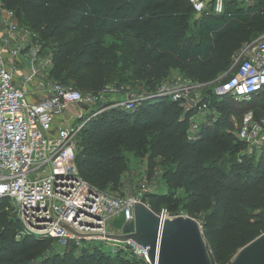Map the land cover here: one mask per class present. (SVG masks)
Wrapping results in <instances>:
<instances>
[{
  "label": "trees",
  "instance_id": "obj_1",
  "mask_svg": "<svg viewBox=\"0 0 264 264\" xmlns=\"http://www.w3.org/2000/svg\"><path fill=\"white\" fill-rule=\"evenodd\" d=\"M2 1L51 52L49 76L64 85L72 81L82 92L103 89L107 67L121 58L136 64L135 79L149 92L169 68L191 81L215 84L240 45L264 31V0H223L220 12L199 15L187 0ZM190 24L195 35L186 34ZM260 97L247 104L204 93L219 116L202 124L194 141L185 136L188 114L166 97L144 99L131 112L110 107L80 127L77 172L97 190H117L128 166L124 153L140 156L143 137L151 132L149 167L156 159L164 166L161 178L181 189L180 208L198 221L212 264H226L264 233V146L258 158L240 157L243 143L234 137L230 120L255 107ZM140 199L155 213L167 203L159 193ZM9 202L0 200V264H147L131 255L129 263L91 241L60 246L55 238L32 234L17 240L19 219Z\"/></svg>",
  "mask_w": 264,
  "mask_h": 264
},
{
  "label": "built area",
  "instance_id": "obj_2",
  "mask_svg": "<svg viewBox=\"0 0 264 264\" xmlns=\"http://www.w3.org/2000/svg\"><path fill=\"white\" fill-rule=\"evenodd\" d=\"M187 1L195 15L220 12L223 4V0ZM51 67V52L20 24L15 10L0 0V200L6 198L16 208L17 240L27 234L55 238L60 246L68 241L80 246L84 241L108 240L103 235H75L53 217L77 233L105 234L114 233L106 230L107 223L121 215L123 223L116 232L121 233L133 220V203L141 200L142 190L113 196L90 186L78 174L74 158L79 126L66 122L64 112L79 107L78 103L87 107L78 110L87 112L108 88L82 92L68 87L49 76ZM180 80L162 81L154 91L128 95L115 101L114 107L131 112L144 99L166 97L188 114L185 136L194 141L201 125L210 122L202 121V116H219L204 98L207 90L236 103L248 104L254 96L264 101V31L232 54L230 67L217 78V84ZM104 110L96 109L93 115ZM233 135L243 143L240 157L259 155L264 146V104L245 108ZM157 214L166 217L164 211ZM119 243L131 256L149 264L146 249L130 240Z\"/></svg>",
  "mask_w": 264,
  "mask_h": 264
},
{
  "label": "rangeland",
  "instance_id": "obj_3",
  "mask_svg": "<svg viewBox=\"0 0 264 264\" xmlns=\"http://www.w3.org/2000/svg\"><path fill=\"white\" fill-rule=\"evenodd\" d=\"M238 4L250 2L251 0H234ZM186 34L195 35V26L190 24L188 29L186 30ZM54 45V43H52ZM133 55V54H132ZM134 56V55H133ZM136 68V64L129 59H119L115 61L113 64L109 65L106 69L107 72V81L105 87L108 88V92H106L102 99L99 100L95 105L92 106V109H88L86 112H80L78 110L79 107L75 105V107H71V110L65 111L64 116L66 118V122L72 123L73 125H78L79 129L88 120L90 117H93V111L103 107L106 111L110 107H114L116 104L115 101L124 100L126 96L131 95L136 97L141 91L145 88L142 87V82L135 79L134 69ZM174 78H180L182 83H187L185 80L189 78L185 77L178 69L169 68L166 74L160 78L157 82H162L166 80H171ZM193 82V81H192ZM217 84V83H215ZM68 87L76 88L72 81H69L65 84ZM213 86V85H212ZM191 90V89H190ZM257 104L262 105L264 101L259 98L257 99ZM77 111V116L75 115V111ZM216 119L215 116L212 115H203L202 121H212ZM230 120L233 123V130L235 128V124L237 121L236 116H230ZM153 134L148 132L143 137V142L141 146L140 156H134L132 153L125 152L124 155L127 158V170L123 174L119 188L117 190H111L106 188L102 190L103 192L113 195V196H126L129 194H137L138 192L144 193H159L164 194L167 197V203L160 206L159 212L164 211L166 217H174V216H189L185 211L180 208V201L182 197V191L180 188H172L165 184V182L161 178V172L163 170V165L160 163L158 159H156L152 165L149 167L147 161L148 148L147 144ZM77 133V140H78ZM228 151H224L222 156L226 157ZM254 158H258V153L253 154ZM212 163H217V161H211ZM209 163V162H208ZM211 163V164H212ZM46 169L41 171L40 174H45ZM142 185H145L142 188ZM9 211L13 215H17L16 208L12 203L9 202ZM158 213V212H157ZM264 215V210L260 211ZM123 218L121 215L113 217L108 221L106 230L108 232H118V228L122 225ZM89 241H84L85 245L88 244ZM117 242V243H116ZM113 242L112 240H91L90 245H98L102 250L110 253L111 255L119 254L121 257H125L129 263L131 261V256L128 251L121 248L119 241ZM136 260V259H135Z\"/></svg>",
  "mask_w": 264,
  "mask_h": 264
},
{
  "label": "water",
  "instance_id": "obj_4",
  "mask_svg": "<svg viewBox=\"0 0 264 264\" xmlns=\"http://www.w3.org/2000/svg\"><path fill=\"white\" fill-rule=\"evenodd\" d=\"M211 93V90H207ZM78 106L86 109L81 103ZM133 220L121 233H77L53 217L75 235H103L113 241H132L146 249L149 264H212L198 221L190 216L161 217L141 200L133 203ZM228 264H264V233L239 248Z\"/></svg>",
  "mask_w": 264,
  "mask_h": 264
}]
</instances>
